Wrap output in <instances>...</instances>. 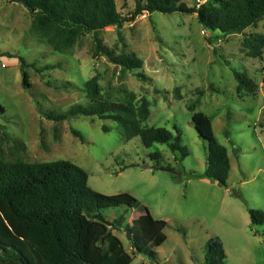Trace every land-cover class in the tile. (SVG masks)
I'll return each instance as SVG.
<instances>
[{
    "label": "rangeland",
    "instance_id": "374dc122",
    "mask_svg": "<svg viewBox=\"0 0 264 264\" xmlns=\"http://www.w3.org/2000/svg\"><path fill=\"white\" fill-rule=\"evenodd\" d=\"M182 1L189 7L198 3ZM115 4L126 18L134 11L132 0H115ZM30 28L25 8L0 0L4 158L26 163L69 161L86 172L88 186L95 192L127 193L147 208L151 220L165 221L166 240L155 248L154 260L133 254L126 230L113 232L133 254L130 264H202L211 238L222 243L224 264H264V224L254 226L248 216L249 209H264V49L262 58H249L243 45L245 36H264V19L241 34L216 40L200 27L195 15L143 13L120 29L85 34L65 52H55ZM95 38L113 56L132 55L142 67L122 71L97 50ZM8 53L30 65L25 68L29 88L21 84L18 59ZM48 65L54 68L42 69ZM237 74L249 78L255 89L238 92ZM89 83L98 87V99L134 110L145 98L149 116L140 128L179 133L187 155L182 159L179 151L165 144L146 148L138 136L128 139L111 120L46 119L49 111L63 113L75 104L88 105ZM196 112L211 120L216 142L227 150L230 169L225 186L203 177L207 144L192 125ZM157 166L170 167L173 173L156 170ZM124 212L125 208L108 209L101 214L112 221ZM137 217L132 209L125 213L132 227Z\"/></svg>",
    "mask_w": 264,
    "mask_h": 264
},
{
    "label": "trees",
    "instance_id": "16d2710c",
    "mask_svg": "<svg viewBox=\"0 0 264 264\" xmlns=\"http://www.w3.org/2000/svg\"><path fill=\"white\" fill-rule=\"evenodd\" d=\"M20 4L31 18V32L41 37L55 52L72 49L85 34L96 36L107 27L120 29L143 13L151 15L180 13L195 15L200 27L214 35L216 40L230 34H241L248 27L264 19V0H205L189 7L182 0H132L134 11L122 16L115 0H7ZM96 48L122 71H137L142 65L134 56H113L95 38ZM243 45L247 57L260 59L264 36H245ZM9 58H17L8 53ZM22 76L21 84L29 88L22 58H17ZM45 66L43 70L53 69ZM42 72V70H38ZM136 76L141 77L140 73ZM237 91L254 90V83L244 74H237ZM88 105L75 104L63 113L49 111L46 119L62 122L77 116L111 120L127 138L138 136L144 147L154 143L165 144L171 151L187 154L180 146L179 133L173 136L161 127L140 128L149 116V102L142 98L134 110L127 104L98 99V87L89 83ZM5 110L0 105V115ZM192 125L207 144L205 180L225 186L230 169L227 150L216 142L211 120L201 112L193 113ZM104 132L109 128L102 127ZM74 136L83 141L79 132ZM15 146L22 148L16 141ZM157 158V156H155ZM156 170L173 173L170 167ZM88 175L75 164L56 160L26 163L20 159L8 161L0 152V264H130L138 254L154 260L155 248L162 245L165 221H153L147 208L127 193L102 195L88 186ZM125 208V212L111 222L101 211ZM132 209L137 215L133 227L126 223L125 213ZM252 225L264 224L263 210H248ZM133 229L130 244L133 254L123 247L113 232ZM222 243L211 238L205 244L202 264H224Z\"/></svg>",
    "mask_w": 264,
    "mask_h": 264
},
{
    "label": "water",
    "instance_id": "95a60500",
    "mask_svg": "<svg viewBox=\"0 0 264 264\" xmlns=\"http://www.w3.org/2000/svg\"><path fill=\"white\" fill-rule=\"evenodd\" d=\"M125 234H126V237H127V239H128V241L131 239V237H130V233L126 230L125 231Z\"/></svg>",
    "mask_w": 264,
    "mask_h": 264
},
{
    "label": "built area",
    "instance_id": "2783aa9c",
    "mask_svg": "<svg viewBox=\"0 0 264 264\" xmlns=\"http://www.w3.org/2000/svg\"><path fill=\"white\" fill-rule=\"evenodd\" d=\"M204 1H205V0H198L197 2L201 4V3H203Z\"/></svg>",
    "mask_w": 264,
    "mask_h": 264
},
{
    "label": "crops",
    "instance_id": "0c3cea01",
    "mask_svg": "<svg viewBox=\"0 0 264 264\" xmlns=\"http://www.w3.org/2000/svg\"><path fill=\"white\" fill-rule=\"evenodd\" d=\"M117 217H119V216H117ZM117 217H116V218H117ZM116 218H112V220H114V219H116ZM108 221H111V220H108Z\"/></svg>",
    "mask_w": 264,
    "mask_h": 264
}]
</instances>
